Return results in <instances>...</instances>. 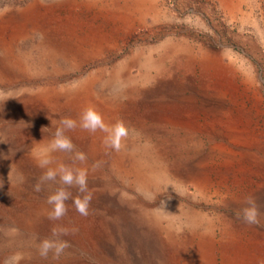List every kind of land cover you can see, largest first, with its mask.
<instances>
[{"label":"rangeland","instance_id":"rangeland-1","mask_svg":"<svg viewBox=\"0 0 264 264\" xmlns=\"http://www.w3.org/2000/svg\"><path fill=\"white\" fill-rule=\"evenodd\" d=\"M89 106L107 124L128 126L120 151L103 131L79 127ZM63 117L78 122L66 135L86 160L51 156L86 169L92 201L87 216L66 201V215L53 221L47 196L61 185L35 191L45 169L34 156ZM249 194L261 226L235 215ZM209 222L214 235L203 232ZM54 227L67 230L70 246L59 259L41 257L37 245L56 238ZM258 258L264 0H0V264Z\"/></svg>","mask_w":264,"mask_h":264},{"label":"clouds","instance_id":"clouds-1","mask_svg":"<svg viewBox=\"0 0 264 264\" xmlns=\"http://www.w3.org/2000/svg\"><path fill=\"white\" fill-rule=\"evenodd\" d=\"M77 124L78 122L70 117L61 118V126L56 127L48 149L41 154L38 160L39 167L45 169V171L34 185L35 191H42L48 181H57L61 185L47 196V203L51 206L48 218L53 221L66 215L68 209L65 202L70 199L75 205L76 211L83 216L89 215L92 193L88 187L86 169L73 167L63 162L56 163L51 156L52 152L63 151L72 153L77 161L84 162L86 160V154L83 151L76 150L75 144L66 135V130L76 128ZM79 127L90 132L103 131L106 134L104 138L105 145L116 151L121 150L122 140L130 135V129L125 122L118 120L113 124H107L102 114L92 106L86 107L80 114ZM54 163L55 167H52ZM64 186H76L80 195L73 198L72 193ZM235 215L248 225L261 226V208L254 195L249 194L244 198L243 206L236 210ZM77 230L73 229V232ZM10 231L15 233L17 230L13 228ZM203 232L205 235H214L211 222H209L208 227L203 229ZM67 234V230L54 227L52 235L56 238H44L39 241L37 245L39 255L47 258L51 252L54 258L59 259L65 249L70 246V242L63 239V236ZM258 264H264V258H258Z\"/></svg>","mask_w":264,"mask_h":264},{"label":"bare ground","instance_id":"bare-ground-1","mask_svg":"<svg viewBox=\"0 0 264 264\" xmlns=\"http://www.w3.org/2000/svg\"><path fill=\"white\" fill-rule=\"evenodd\" d=\"M78 28H79V27H78ZM74 32H75V31H74ZM74 32H73V33H74ZM77 36H78V35H77ZM72 38H73V37H72ZM60 47H61V46H60ZM57 50H58V49H57ZM183 86H184V85H183ZM159 88H160V87H159ZM160 89H161V88H160ZM158 90H159V89H158ZM163 90H164V89H163ZM159 91H160V90H159ZM168 91H169V90H168ZM163 95H164V94H163ZM164 96H165V95H164ZM169 96H170L171 98L173 97V95H169ZM176 98H177V97H176ZM178 99H179V98H178ZM177 101H178V100H177ZM179 102H180V101H179ZM159 107H160V106H159ZM188 112H189V111H188ZM178 114H179V113H178ZM39 158H40V157H36V156H34V161H35L34 163L37 164V165H38V160H39ZM155 158H156V157H155ZM38 167H39V165H38ZM153 167H154V166H153ZM39 168H40V167H39ZM41 169H42V168H41ZM92 191L94 192V190H92ZM95 192H96V191H95ZM21 194H22V193H21ZM78 195H79V194H78ZM18 198H19V197H18ZM9 199H10V198H9ZM9 199H8V200H9ZM10 203H11V202H10ZM14 204H15V203H14ZM26 207H27V206H26ZM97 219H98V218H97ZM103 220H104V218H103ZM97 222H98V221H97ZM105 226H106V225H105ZM96 228H99V227H96ZM48 230H49V229H48ZM48 230H47V231H48ZM113 251H114V250H113ZM172 258H173V257H172Z\"/></svg>","mask_w":264,"mask_h":264}]
</instances>
